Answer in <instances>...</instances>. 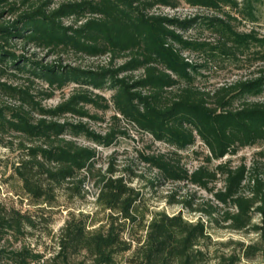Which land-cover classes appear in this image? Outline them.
I'll list each match as a JSON object with an SVG mask.
<instances>
[{"label": "trees", "instance_id": "16d2710c", "mask_svg": "<svg viewBox=\"0 0 264 264\" xmlns=\"http://www.w3.org/2000/svg\"><path fill=\"white\" fill-rule=\"evenodd\" d=\"M180 1L0 0V6L7 8L0 15H14L0 22V137L11 133L18 142L9 175L19 181L14 194L20 200L28 198L39 210L51 209L60 188L70 197L81 196L85 181L91 179L97 188L94 203L104 212V218L95 222L90 213L68 211L51 257L24 245L8 253L1 248L0 264L4 256L13 264H118L117 256L128 252L126 264H237L241 258L264 254V147L249 165L222 159L264 142V100L243 99L232 105L236 98L264 90V68L212 90L195 84L199 70L214 59L264 63V35L235 25L257 20L259 0H182L210 11L183 17L152 11L177 8ZM64 19L71 22L65 24ZM197 26L208 28L214 38L184 35ZM17 43L51 54L68 50L89 57L106 55L108 61L87 68L43 62L16 50ZM185 51L200 54L202 61L190 60ZM117 59L123 61L116 64ZM9 72L27 75L30 82L37 79L46 88L39 97L29 84L2 79ZM69 84L76 87L66 97L52 106L43 104V99ZM104 90L111 95H103ZM3 96L14 103L2 102ZM87 105L111 109L112 119L123 118L154 141L173 147L171 154L140 152L139 156L164 181L187 182L212 192V200L200 207H193L189 199L178 201L187 209L200 212L214 226L253 232L257 239L238 243V252L214 257L207 251L210 234L202 215L193 221L181 211L143 209L141 193L131 185V178L115 174L111 166L105 171L95 168L96 148L75 140L83 136L108 146L127 135L114 126L103 133L92 129L82 118L100 117ZM197 139L207 153L189 170L175 155ZM218 178L222 187L214 191L209 184ZM36 214L0 201V238L24 235L35 227ZM136 226L144 233H138Z\"/></svg>", "mask_w": 264, "mask_h": 264}, {"label": "rangeland", "instance_id": "374dc122", "mask_svg": "<svg viewBox=\"0 0 264 264\" xmlns=\"http://www.w3.org/2000/svg\"><path fill=\"white\" fill-rule=\"evenodd\" d=\"M63 1L75 0H54L55 3ZM23 7L24 6H22V8ZM1 9L7 8H2L0 6V10ZM152 11L180 17L192 15L194 13L210 14L209 10L199 7H190L182 0L177 8L158 7ZM255 14L257 17L256 21L251 22L245 19L240 23L235 22L237 29L241 31L254 29L259 35H264V0H259L255 3ZM13 17V14L3 12L0 15V22L10 21ZM63 22L69 24L71 19H64ZM184 35L199 39L214 38L211 31L204 26L192 27L185 32ZM15 49L19 52L23 51L26 55H33L34 59L43 62H61L63 64L79 65L86 68L105 64L108 61L106 55L89 57L75 54L68 50L57 51L51 54L33 46L22 48L20 43L16 44ZM184 55L192 61H202L200 54L194 51H185ZM121 61L123 60L117 59L115 63L119 64ZM259 67L264 68V63H249L243 61L233 64L227 60L221 61L219 59H214L209 62L207 67L199 70L200 72L196 76L195 84L202 89L212 90L221 84L229 83L236 79L248 78L252 76L254 71ZM133 74L138 75L139 72L135 71ZM27 77L28 76L24 74L9 72L6 73L5 77L2 79H6L18 85L29 84L31 90L40 97V93L46 88V85L37 79L30 82L27 80ZM75 87V84H69L62 89L55 90L51 98L43 99L42 102L46 106L55 105L62 100V98L66 97ZM101 92L106 97H109L112 93L110 90ZM243 99L264 100V90L258 95H246L242 98H236L232 105L236 107ZM1 101L5 103H14V101L7 96H3ZM87 108L90 113L97 114L100 117L99 120L82 118V120L86 121L95 131L103 133L107 128L112 126L127 131L126 136H119L108 146L96 145L83 136H77L75 138V140L82 145H90L96 148L95 168L105 171L111 166L113 169H116L115 174H121L126 178H131V185L140 191L142 196L141 205L143 209H147V211L164 210L167 213H177L181 211L186 219L194 221L202 215V217L207 220L206 216L200 212L190 211L178 201L189 199L192 201L193 207H200L203 206L204 203L212 200V192L187 182L172 183L164 181L160 178L158 172L154 168L143 163L139 156L140 152L171 154V151L174 149L173 147L162 142L154 141L148 133L139 131L133 124L123 118L119 120L112 119L111 115L113 111L111 109L103 111L91 105H87ZM69 118L73 121L77 120L75 117ZM0 139V201L6 206L20 209L21 212L27 211L31 214L37 213L35 227L26 229L24 235L6 234L0 238V249H4L5 253L20 249V247L24 245L33 251L41 253L44 258L51 257L57 249L56 235L59 228L64 223L68 211L90 213L95 222L104 218V212L98 209L94 203L97 188L91 179L85 181L81 196L70 197L68 190L60 188L57 192L56 204L51 209L43 208V210H39L41 208H38L39 206H32L28 198H24L23 200L17 198L14 192L19 191V181L15 177L9 176L12 172V164L17 160V138L11 133H5ZM262 147H264V142L253 146H246L240 148L236 154H228L222 159H229L233 165L242 161L249 165L256 151ZM206 153V147L197 139L193 145L183 150H177L178 155H175V158L179 159L184 167L191 170L204 161L203 159ZM216 163L217 161H214L213 165ZM209 187L214 191L221 188V178L211 182ZM42 207H44V205H42ZM40 213L43 214L42 217L38 216ZM148 217L149 214H147L146 218ZM254 221H258V216L254 218ZM135 228L138 230V233H144L139 229V226ZM207 230L210 234L207 251L214 257L221 253L228 254L233 251L238 252V243L248 244L257 239V235L253 232L234 231L228 228L217 227L208 222V220ZM125 236H129L128 232L125 233ZM128 254L129 252L117 256L118 264H126L125 259ZM3 261L4 264H13L7 256H4ZM237 264H264V254L258 253L250 259L241 258Z\"/></svg>", "mask_w": 264, "mask_h": 264}]
</instances>
